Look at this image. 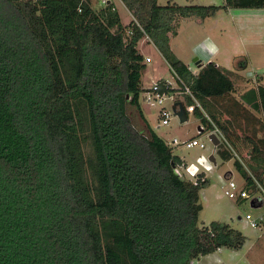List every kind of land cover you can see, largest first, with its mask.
<instances>
[{
  "label": "trees",
  "instance_id": "1",
  "mask_svg": "<svg viewBox=\"0 0 264 264\" xmlns=\"http://www.w3.org/2000/svg\"><path fill=\"white\" fill-rule=\"evenodd\" d=\"M120 1L134 18L128 29L112 1L95 10L91 0H0V264H191L246 243L228 224L199 227L209 180L201 175L195 184L180 174L183 161L145 118L146 64L137 47L145 36L154 41L211 121L194 114L216 125L242 160L206 104L234 93L230 71L210 62L194 74L172 53L169 35L177 36L179 19L264 9V0H224L223 7ZM241 100L264 117L263 86ZM260 141L249 160L262 166ZM217 154L237 159L244 189L264 190L247 161L222 147ZM99 223L118 228L108 246Z\"/></svg>",
  "mask_w": 264,
  "mask_h": 264
},
{
  "label": "rangeland",
  "instance_id": "2",
  "mask_svg": "<svg viewBox=\"0 0 264 264\" xmlns=\"http://www.w3.org/2000/svg\"><path fill=\"white\" fill-rule=\"evenodd\" d=\"M110 1L115 4L122 25L128 29L134 18L119 0ZM91 3L95 10L104 7L101 0H91ZM168 3L180 7L224 6V0H159L158 2L160 6H166ZM177 27V36L169 35L170 49L178 60L190 66L194 74L199 72L200 62L202 65L214 62L222 69L230 71L235 87L234 93L224 98L209 99L206 104L220 122L229 128L230 142L241 159L247 161L249 175L255 180L258 179L252 169L254 167L257 169V174L264 178V165L249 160L253 155V145H262L260 140L264 138V117L241 100V96L247 91L264 87V9H221L204 20L197 16L179 19ZM137 49L145 60L148 58L151 61L150 63L145 61L146 67L142 73L144 92L140 97L141 109L148 123L167 143H171L173 139L184 141L199 138L206 144L207 149L170 147L174 155L185 157L189 161L195 162L199 157L208 160L213 151L208 138V132L212 129L202 123L196 114H188V121L183 124L173 114L168 126L161 125L158 116L159 106L155 101L147 99V91L159 82L171 85L172 89H177L178 84L170 66L152 39L145 36L139 42ZM166 102L171 109L172 103L169 97ZM183 104L188 105L186 99ZM203 110L204 113L201 112L203 117L211 121L209 112L205 108ZM128 113L137 126L143 125L134 108L129 107ZM200 127H204L205 131L200 132ZM215 158L216 165H213L212 171L206 175L209 185L200 192L203 211L199 216V227H209L212 222L228 224L246 237V243L239 251L220 249L192 261L191 264H264V225L252 228L245 219L247 214L256 217L260 211L254 209L249 200H233L225 195L226 179L231 178L239 186L245 185V180L235 166L237 159L223 160L217 153ZM114 228L118 229L107 223L96 225L95 231L100 235L104 246L112 243L110 236L117 233Z\"/></svg>",
  "mask_w": 264,
  "mask_h": 264
},
{
  "label": "built area",
  "instance_id": "3",
  "mask_svg": "<svg viewBox=\"0 0 264 264\" xmlns=\"http://www.w3.org/2000/svg\"><path fill=\"white\" fill-rule=\"evenodd\" d=\"M103 4H108L109 0H101ZM146 62L149 63L150 59H146ZM176 83L178 84V88L174 89L173 92H166L165 89H169L171 85L167 83H156L153 85L148 91H147V99L153 100L155 103L159 106V112L158 116L161 122L162 126H168L171 120L172 115L174 114L175 117L179 120V118L174 113L173 109L168 108L166 105V99L169 97V101L172 103V107L179 102L184 103V99L189 97L192 99V104L185 106V110L188 114L194 113L196 109L201 110L204 113V110L202 109L200 103L194 98L193 93L191 90L183 84L182 81L179 80L178 77H176ZM181 96V98H179ZM202 131H205V128H202ZM216 135L217 138L220 141L219 146L215 149L212 145L210 139V143L212 145L214 154L218 152V149L222 147L223 150H226L228 152H231L235 157L239 159L235 151H233V148L228 143L226 137L224 134L220 131V129L213 124V128L211 131L208 132V138L210 135ZM170 145L175 147H183L185 149H194L199 148L200 150L207 149L206 144L201 142L199 138H191L190 140H184L179 141L178 139H173ZM240 160V159H239ZM242 163L243 161L240 160ZM213 162L209 159H205L204 157H199L196 159L195 162L190 164L181 165L178 167L177 171L180 172V174L184 175L186 178H188L190 181H193L195 184L198 183V178L201 175H204L206 177L207 173H210L213 169ZM227 185L225 189V195L233 200H245L250 201V203L253 205V208L260 211L256 217H254L252 214H247L245 219L248 221L250 226L252 228H259L261 225H264V190L263 188L257 183L258 189L256 192H253L252 190H246L243 186H239L237 183H235L231 178L226 179Z\"/></svg>",
  "mask_w": 264,
  "mask_h": 264
},
{
  "label": "water",
  "instance_id": "4",
  "mask_svg": "<svg viewBox=\"0 0 264 264\" xmlns=\"http://www.w3.org/2000/svg\"><path fill=\"white\" fill-rule=\"evenodd\" d=\"M199 67H202V63L200 62V64H198ZM174 113L176 114V116L179 118V122L181 124L183 123H186L188 121V116H187V113H186V110H185V107L182 103H176L173 107H172ZM201 129L199 128V131ZM212 145L214 146V148L216 149L219 144H220V141L219 139L217 138L216 135L212 134L210 135L209 137ZM210 160L213 162L214 165H216V158H215V155H214V152L211 154L210 156ZM251 206L253 207V205L251 204Z\"/></svg>",
  "mask_w": 264,
  "mask_h": 264
},
{
  "label": "crops",
  "instance_id": "5",
  "mask_svg": "<svg viewBox=\"0 0 264 264\" xmlns=\"http://www.w3.org/2000/svg\"><path fill=\"white\" fill-rule=\"evenodd\" d=\"M120 1V0H119ZM121 2V1H120ZM122 3V2H121ZM123 4V3H122ZM128 11V10H127ZM129 14H130V12H129ZM121 18V17H120ZM146 61V60H145ZM151 62V61H150ZM149 62V63H150ZM187 65V64H186ZM189 66V65H188ZM202 66H205V65H202ZM217 66H219V65H217ZM156 132V131H155ZM161 137V136H160ZM166 142V141H165ZM167 143V142H166ZM169 146H171L170 145V143H167ZM182 161H183V165H185V164H190V163H193V161H189V160H187L185 157H182V156H178Z\"/></svg>",
  "mask_w": 264,
  "mask_h": 264
},
{
  "label": "bare ground",
  "instance_id": "6",
  "mask_svg": "<svg viewBox=\"0 0 264 264\" xmlns=\"http://www.w3.org/2000/svg\"><path fill=\"white\" fill-rule=\"evenodd\" d=\"M180 103H182V102H180ZM183 104V103H182ZM184 105V104H183ZM185 107V106H184ZM187 113V112H186ZM187 116H188V113H187ZM200 132H202V127H200ZM215 155V154H214Z\"/></svg>",
  "mask_w": 264,
  "mask_h": 264
}]
</instances>
